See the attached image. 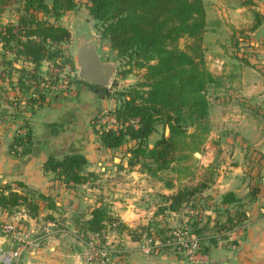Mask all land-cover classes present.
I'll return each instance as SVG.
<instances>
[{"label": "crops", "instance_id": "0c3cea01", "mask_svg": "<svg viewBox=\"0 0 264 264\" xmlns=\"http://www.w3.org/2000/svg\"><path fill=\"white\" fill-rule=\"evenodd\" d=\"M203 2L205 66L220 80V86L211 89L210 133L202 151L193 156L200 160L210 180L202 193L211 196L206 202L211 206L210 214H215L214 208H222L221 196L231 192L240 200L246 217L240 226L226 233V240L211 248L207 264H264V54L255 55L257 60L245 54L247 60L243 62L235 44L242 41L239 34L246 28L247 44L254 46L255 52L261 44L264 49V0ZM256 13L261 22L251 30ZM101 43L116 60L108 42L101 39ZM94 90L81 83L62 100L24 112L22 117L0 115V190L5 188V195L10 191H32L48 199L38 202L35 218L24 206L14 215L0 209V264H8L4 257L11 259V264H84L86 237L78 221L90 219L100 201L127 227L106 234V244H117L124 250L122 255H110L109 264H192L171 252H148L144 247L146 226L152 217L163 215L157 214L156 205L166 206L163 197L185 187L181 171L175 170L176 179L164 183L156 180L163 172L151 177L138 167L129 168L125 152L103 148L95 135L98 124L94 126V121L100 113L113 110L116 101ZM10 109L6 107V114L11 113ZM25 122L32 141L28 153L19 155L11 151V145ZM100 123L109 127L107 118ZM158 135L149 137L150 144ZM72 154L86 158V170L98 177L94 184L67 190L54 182L52 173L44 171L49 158ZM251 187L259 191L253 200L249 197ZM228 208L233 213L231 206ZM219 217V221L224 220ZM209 219L211 224L217 220ZM13 253H17L16 258Z\"/></svg>", "mask_w": 264, "mask_h": 264}, {"label": "trees", "instance_id": "16d2710c", "mask_svg": "<svg viewBox=\"0 0 264 264\" xmlns=\"http://www.w3.org/2000/svg\"><path fill=\"white\" fill-rule=\"evenodd\" d=\"M13 1L19 5L16 21L0 24V67H4L0 71V79L3 82L8 80L15 92H28L42 80L40 69L43 63L61 69L59 62L65 57L62 45L70 43V32L60 20L66 13L78 8L79 0ZM9 2L0 0V13ZM86 7L97 35L106 40L116 54V78L137 77L134 84L124 89L112 93L108 89L103 90V96L115 100L116 107L96 117L97 139L109 151L127 147V166L138 167L151 177L176 170L174 165L182 163L181 158H189L202 151L210 133L208 113L211 89L220 86V80L212 76L205 66L202 40L206 31V12L203 0H87ZM260 20L256 13L251 30L260 25ZM181 40L186 41L184 48L179 46ZM235 44L239 48L240 41ZM244 55L240 58L246 62ZM18 63L23 67L17 69L15 65ZM26 65L31 68L26 70ZM14 72L18 74L16 83L13 82ZM73 82L76 85L82 83L77 78ZM30 100V110L45 105L41 95L38 100ZM15 109L18 110L13 116L22 117L24 109ZM105 118L113 120L107 128L99 124ZM166 128L169 130L167 134ZM21 129L25 133L14 136L11 151L25 155L32 141L31 129L26 122ZM154 133L159 134L158 138L150 144L149 137ZM130 143L131 146H128ZM87 165L83 155L72 154L61 159L49 158L43 169L53 174L57 185L76 190L78 186L94 184L98 179L86 170ZM18 187L24 188L22 184ZM206 188L199 183L194 188L183 187L163 197L167 205L158 209L157 214L176 213L183 206L195 208L198 204L196 196ZM4 190H0V209L8 215H14L20 206H24L28 215L35 218L39 210L38 202L48 200L32 191L25 194L10 191L5 195ZM258 192V187H251L250 200ZM220 205L223 209L218 215L224 220L222 223L219 219L213 221L216 232L229 233L246 220L242 204L233 193L222 195ZM49 207L54 208L50 204ZM90 214V219L78 221L80 232L85 237L98 233L104 239L108 232L127 229L101 201ZM207 224L197 229L199 224L193 223L191 235L201 237ZM222 240H226L225 236L209 239L199 244L198 252L209 255L211 248ZM178 257L182 258L179 254Z\"/></svg>", "mask_w": 264, "mask_h": 264}, {"label": "rangeland", "instance_id": "374dc122", "mask_svg": "<svg viewBox=\"0 0 264 264\" xmlns=\"http://www.w3.org/2000/svg\"><path fill=\"white\" fill-rule=\"evenodd\" d=\"M9 4L4 7L3 11L0 13V24H7L9 22H15L16 21V10L19 8V5L14 3L13 0H9ZM87 0H79L78 8L73 12H68L65 14L64 17L61 18L60 23L65 26L69 27L72 23H80L81 26L88 30V32L95 37L98 44V51L99 56L101 60L105 62H111L113 57L109 54L108 50L103 46L101 43V39L96 33V30L94 28V22L92 21L91 17L88 14L87 11ZM242 34H239V39H242L239 44V48L237 49L238 54H252V55H261L264 54L263 51V44L258 46V51L255 52V47L250 46L246 42L247 35L244 34V31H248V29L244 28ZM239 31V32H241ZM238 32V33H239ZM248 39V38H247ZM250 39V38H249ZM252 43V42H251ZM186 45L185 40H181L179 43L180 48H184ZM62 49L64 52L65 57L59 62V66L61 69H58V67H51L47 63H43L42 67L40 69V78L42 79L39 84L30 91L26 92L23 90L22 92H15L13 91V87L7 82L1 81L0 79V115L5 114L9 115V117H14L13 115L16 113V111L19 109H15V107H20L21 109H24L25 112L29 111L32 106L28 105V102L32 103L30 99L38 100V98L41 96L45 99V105L49 102H57L62 100L63 98L67 97L71 92L72 88L76 85L73 82L74 78L77 74V66L74 62L73 58V45L70 41V43L62 45ZM109 49V48H108ZM240 49V50H239ZM239 50V52H238ZM255 50V51H254ZM1 52V48H0ZM255 60H257L255 56ZM116 63V60L113 61ZM17 69L23 67L21 63H18L15 65ZM4 68V67H3ZM0 67L1 69H3ZM28 68H31L30 66L26 65V70ZM63 69V70H62ZM10 70V69H9ZM59 70H62L59 72ZM18 74L14 72L13 74V82L16 83V78ZM137 80V77L135 75H130L124 80H120L119 78H116V73L114 75V78L109 86L107 88L111 93L114 90H121L129 85H132ZM10 81V80H9ZM113 84L112 86V83ZM214 96V95H213ZM31 105V104H30ZM3 106V107H1ZM9 106L12 107L10 109L11 113L6 114L7 110L6 107ZM5 107V108H4ZM21 129V128H20ZM19 130V129H18ZM127 147H123L118 152L123 153L125 152ZM182 163L175 164L174 169L181 171L180 176H182V179L184 177L185 181V187L188 189L194 188L199 183L203 185H208L210 180L207 179L208 175H205V170L200 166V160H197L194 156H189V158H181ZM201 167V168H200ZM176 176L175 170H170L167 172H163L161 176H158L156 180L161 179L162 182H171L173 181ZM162 177V178H159ZM192 178V180H189L188 178ZM181 178V177H180ZM204 181V182H203ZM163 183V184H164ZM209 197H211L209 194H198L196 198L198 199V204L195 208H192V206H183L182 209L176 213L172 212H165L161 217H152V220L148 223L146 228L148 229V232L146 233V238L150 240L148 245L152 248L150 252L158 251V252H171L175 255H180L184 261H187L188 263H191L190 256H196V254L201 255L199 252L192 253L190 250V243L189 239L191 236V232L193 231L192 224H199L200 227H204L205 223L207 222V228H205L203 234L201 237H198V244L206 243L209 239L216 240L217 237L222 238L226 235L225 232H222L221 234L219 232H216V229H214L213 225L210 223V220H207V218H211V220L216 217L218 218V212L222 211L223 208H214L215 214H210V208L211 206L206 204V202L209 201ZM159 202V200H157ZM161 205V204H159ZM164 206H157L155 208V211H158V209L163 208ZM213 208V206H212ZM212 210V209H211ZM215 215V216H214ZM189 217H192L191 220H189ZM201 219V221H199ZM213 222V221H212ZM222 223V221H220ZM219 228V226L217 227ZM219 231V230H218ZM150 235L151 237L149 238ZM143 241V238L141 239ZM186 250V252H184Z\"/></svg>", "mask_w": 264, "mask_h": 264}, {"label": "water", "instance_id": "95a60500", "mask_svg": "<svg viewBox=\"0 0 264 264\" xmlns=\"http://www.w3.org/2000/svg\"><path fill=\"white\" fill-rule=\"evenodd\" d=\"M67 28L73 45L74 62L78 69L77 79L95 87L94 92L103 95V90L109 88L114 78L117 69L116 63L101 60L97 40L80 23H72ZM168 132L169 130L166 128L165 133ZM114 162L118 163L119 161L115 159Z\"/></svg>", "mask_w": 264, "mask_h": 264}, {"label": "built area", "instance_id": "2783aa9c", "mask_svg": "<svg viewBox=\"0 0 264 264\" xmlns=\"http://www.w3.org/2000/svg\"><path fill=\"white\" fill-rule=\"evenodd\" d=\"M107 123L109 126L113 123L112 119H107ZM25 131L24 129H19L16 131V134L19 136L24 135ZM106 235L104 236V239H102V236L98 233L96 234H89L86 238H84V251H83V261L84 264H109V258L110 255H122L124 253V250L120 245H108L105 242ZM145 249L150 252L152 249L148 243L150 242L149 239L146 238L145 240ZM190 243V250L192 253H197L199 250V244L198 239L191 235L189 239ZM33 245L36 246V243ZM186 252V250H184ZM13 257H17V253H13ZM191 263L192 264H207L208 263V255H198L196 256H190ZM4 262L11 264V259L8 257H4Z\"/></svg>", "mask_w": 264, "mask_h": 264}]
</instances>
